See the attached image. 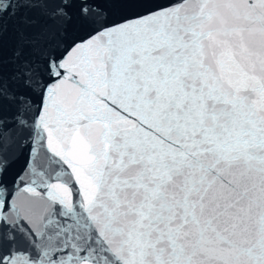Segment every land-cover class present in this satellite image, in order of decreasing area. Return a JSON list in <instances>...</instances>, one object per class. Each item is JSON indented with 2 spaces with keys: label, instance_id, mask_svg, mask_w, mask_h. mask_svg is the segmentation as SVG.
Returning <instances> with one entry per match:
<instances>
[{
  "label": "snow or ice",
  "instance_id": "1",
  "mask_svg": "<svg viewBox=\"0 0 264 264\" xmlns=\"http://www.w3.org/2000/svg\"><path fill=\"white\" fill-rule=\"evenodd\" d=\"M0 264H264V0H0Z\"/></svg>",
  "mask_w": 264,
  "mask_h": 264
}]
</instances>
